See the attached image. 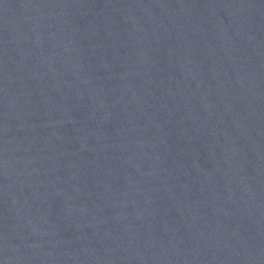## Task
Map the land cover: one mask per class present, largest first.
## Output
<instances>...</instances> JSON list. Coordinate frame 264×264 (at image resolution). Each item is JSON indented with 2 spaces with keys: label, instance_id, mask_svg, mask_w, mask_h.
Wrapping results in <instances>:
<instances>
[{
  "label": "water",
  "instance_id": "95a60500",
  "mask_svg": "<svg viewBox=\"0 0 264 264\" xmlns=\"http://www.w3.org/2000/svg\"><path fill=\"white\" fill-rule=\"evenodd\" d=\"M0 264H264V0H0Z\"/></svg>",
  "mask_w": 264,
  "mask_h": 264
}]
</instances>
